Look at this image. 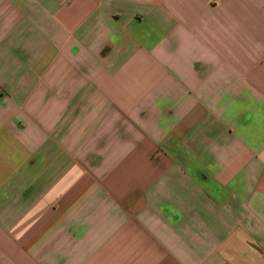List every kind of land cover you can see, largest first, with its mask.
Segmentation results:
<instances>
[{
  "label": "crops",
  "instance_id": "0c3cea01",
  "mask_svg": "<svg viewBox=\"0 0 264 264\" xmlns=\"http://www.w3.org/2000/svg\"><path fill=\"white\" fill-rule=\"evenodd\" d=\"M0 264H264V0H0Z\"/></svg>",
  "mask_w": 264,
  "mask_h": 264
}]
</instances>
